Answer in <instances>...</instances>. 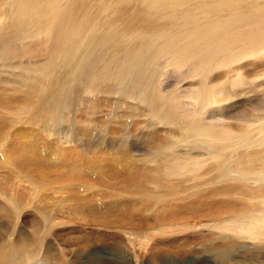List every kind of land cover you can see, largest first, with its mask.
Wrapping results in <instances>:
<instances>
[{"label":"rangeland","instance_id":"374dc122","mask_svg":"<svg viewBox=\"0 0 264 264\" xmlns=\"http://www.w3.org/2000/svg\"><path fill=\"white\" fill-rule=\"evenodd\" d=\"M168 1L147 0L150 4L145 9L153 17ZM11 2L0 0V22L7 24L6 29H0V83H4L0 85V192L10 198L12 188L24 189L14 198L20 212L17 229L11 231V241L5 240V248H0V253L7 255L6 264H130L121 259L125 255L137 259L138 264H254L252 259L264 251L258 250V242L235 231L240 222L260 209L258 198L264 197V184L253 180L264 172V146L252 147L240 140L250 132L258 133L262 123L264 55H249L233 64L232 70H238L245 80L243 86L232 88L231 99L203 111L208 113V124L213 114L223 118L224 131L237 145L232 149L223 145L215 151L191 150L185 147L184 136L193 135L195 125L174 118H187L190 113L194 121L195 114L179 106L170 111L166 105L196 91L201 77H192L187 67L181 73L164 74L155 84L156 70L138 71L145 66L141 58L153 60L161 51L156 46L141 56L145 40H139V32L155 35L166 28L164 22L154 20L147 25L143 14L139 19L143 8L124 5V10H130L121 15L113 10L105 12L102 7L88 10L87 4L80 14L82 24L77 22L69 32L75 39L68 35L65 47L46 48L21 40L22 26L8 22ZM182 9L174 16L183 18ZM136 12L142 30L137 26L119 32L135 35L138 50L123 59L128 60V69L116 77L112 70L115 48L110 49L111 54L94 52L91 56L90 37L81 46L79 38L89 33L93 17L97 20L110 13L107 23L124 26L129 22L127 15L137 16ZM66 49L67 60L49 69ZM133 57L138 59L133 61ZM166 58L159 54L157 70L165 67L161 62ZM228 72L226 67L215 68L206 79L207 86L224 93V86L238 78H230ZM257 86L258 91L252 92ZM179 156L189 158L183 165L185 174H172ZM242 175L248 179H241ZM36 186L40 192L34 194ZM60 204L66 211L60 210ZM74 205H81L79 212L73 213ZM7 213L11 219H6ZM14 213L0 196V228L15 220ZM0 239H4L1 231Z\"/></svg>","mask_w":264,"mask_h":264},{"label":"bare ground","instance_id":"6f19581e","mask_svg":"<svg viewBox=\"0 0 264 264\" xmlns=\"http://www.w3.org/2000/svg\"><path fill=\"white\" fill-rule=\"evenodd\" d=\"M115 1L116 0H100V3H98V1H96V0H12V2L10 3V5L12 7L10 10H12V11H11V15H10V21H8V22H11V23L14 22V24H16L15 25L16 27H17V25L22 26V28H19L21 40H23V41L28 40V41L36 42L37 45L46 46V48L48 47V45H52V47L57 48L59 46L65 47L67 45V41H68L67 37L69 35V32L71 31V29L76 27L77 22H80L82 24V19H81L82 16L80 14H81V12H83L82 10H84V8L87 4L89 6L88 10H92L94 8H97V7H102L105 12H110L113 10L116 13H121V15L124 13V11H126V10H124V5H125V7H126V5L132 6L133 8H135L134 10H136V8L137 9L143 8L144 11H140V17H141V14H143V22H145L148 25L149 21H151V22L154 20L161 21V22H164V26H166V28L159 33L156 32L157 34L151 35V36H148V35L146 36L142 32H139L140 33L139 40H140V38L145 40V43L142 42L144 44L143 45L144 47L142 48L143 51H142L141 56L142 55L145 56V54L150 53V50H152L154 47L159 46L161 49L160 53L162 52L163 55H167V58L161 62L162 66H165V67L163 69L161 68V69L157 70V68H158L157 64H159L158 62H159V54L160 53L157 56H155V58L153 60L147 59L146 57L141 58V56H140L138 58H141L142 62L143 61L145 62V66H142V67L140 66L141 68H138V71L139 72L144 71V73L145 72L148 73L152 70H156L157 78L154 81L155 84H157V81H159V79L164 74H168L169 72L181 73V70L184 68L187 69V67L190 69V71L189 70L188 71L192 77H198L199 76L202 79L201 83H200V87L197 88L196 91H191L183 97L178 96L174 100H172L169 104L166 105L167 109L170 111H172L174 109H178V106H179V108H181V107L185 108V110L188 111V113L192 110L193 113L195 114L194 121H192V117H194V115H191L190 113H189V117L187 116V118L184 116H183L184 117L183 119L180 116H175V118H174L176 121L188 120V124L190 122L192 125H195V127H194L195 133L193 135L191 133H189V135L186 134L184 136L186 139L185 140V147L188 149H191V147L192 148L200 147L203 149H209V150L211 149V150L215 151L219 147H223V145L228 147V149L229 148L232 149V147H234V145H237L238 142L237 143H234V142L231 143L232 140H234V139L228 133V131H224L225 127L223 126L224 125L223 124L224 120H222L223 118H218L219 115H218V117H216L213 114L211 117H209L211 120L209 121V124H208L206 122L208 119H206L207 117H205V114H208V113L205 112V114H203V111L209 105H214V104L218 105V103H220L222 101H225V100L227 101L228 99H231V97L233 96L231 94L232 88H234L235 86H240L243 84V82H245V80L242 78V74L238 70H234V69L232 70L231 66L233 64H235L236 62H239L241 59H243L249 55H251L252 57L264 55V0H169L167 3H165L163 10L159 14H155L153 17L150 15L151 11L149 12V11H146V9H145L150 4V2H147V0H118L117 2H115ZM114 2H115V4H114ZM116 3H118V4L116 5ZM0 7H1V3H0ZM180 7H183V9L180 13L183 18H178V17L174 16L175 11ZM128 9H127V11H128ZM134 14L137 15V12ZM132 15H133V13H132ZM132 15H130V14L127 15L128 17L126 19L129 22L126 23L124 26H116V25H114V23H112V21L107 23V18L111 16L110 13L103 15L101 18H99L97 20H96V18L94 19V17H93L92 18L93 24L89 26V28H90L89 33H87V35H85V36L80 35V38H79L78 45L81 46L82 44H84V41H86V38L90 37L88 45L90 46L89 50L91 51V53H93L91 56L94 55V52H97L100 54H102V53L111 54L110 49H112L113 47L115 48L116 53L114 54L115 56H113L114 59L112 61L113 62L112 70L116 73V75H114L116 77H118V74L120 72L128 69V67H127L128 60L123 61V59L128 54H131L133 52L136 53L135 50H138V47H137L138 40H137V42L135 41L136 40V38L134 37L135 35L132 37V35L129 34L130 32L120 33L119 31L123 30V28H124V30L128 31V29L131 30L133 27H137V26L140 27V29L142 30V28L144 27V26H140L141 23L137 24L138 15L137 16H132ZM12 17H13V20H12ZM139 19H142V17ZM86 20H87V18L84 19V22H86ZM6 25H5V23L0 22V29H3ZM8 25H9V23H8ZM12 25L13 24H11L10 26H12ZM108 25H109V28L106 29V27ZM127 26H129V28H127ZM5 29H6V27H5ZM8 29L10 30V28H8ZM16 30H18V29H16ZM12 31H14V29H12ZM127 34L130 36H127ZM69 37H73V36L70 34ZM13 38H15V37H13ZM131 38H133V39L135 38V39L130 40ZM71 39H75V37H73ZM121 40H122V42H121ZM127 40L132 41L131 43H133V45H131V43L126 42ZM156 42H157V44H156ZM158 42L160 44H162V46H160L158 44ZM122 50H124V51L118 52V51H122ZM16 52L18 53V51H16ZM51 55H56V54H51ZM67 55H68L67 49L65 51H61L58 58L56 60H54L53 63H51V65L49 66V69H53V68L55 69V67L58 66L60 63H63L64 61H66ZM117 55H119V59H116ZM138 58L133 57V61L138 59ZM148 60H149V64L146 63V61H148ZM139 62H140V60H139ZM216 66H218L219 68L220 67H226L227 69H229L228 75H230L229 76L230 78H232V77L237 78L238 77L236 80H234L232 78L233 82L229 84V87H226L227 85L224 86V93L222 90L220 91L219 89L218 90L213 89L212 86H210V88H212V89H210L207 86L208 84H206V79L209 76L210 72L212 70H214L215 68H218ZM262 66H264V64ZM49 69H48V71H49ZM241 72H243V71H241ZM234 73H236V74H234ZM135 76L136 75H134V77ZM144 76H147V75H143V77ZM258 77L260 79L261 76H258ZM262 77H261V79H262ZM123 78H124V76H121L120 80H122ZM133 78H131L130 81ZM222 78H223V76H222ZM244 78H246V77H244ZM256 78H257V76H256ZM229 80L230 79H228L227 81H229ZM252 80H255V78ZM194 81H196V80H194ZM262 81H264V80H262ZM136 82H134L133 84H135ZM159 83H160V81H159ZM252 83H258V82L252 81ZM3 84L0 83V85H2V86H3ZM20 84H22V83H20ZM23 84H24V82H23ZM102 84H103V82H102ZM161 84H163V83H161ZM216 84H218V83H216ZM261 84L260 85L258 84V86H261ZM43 86H44V84H43ZM258 86L253 87L252 92H257L258 91L257 89L259 88ZM14 88H15V86H14ZM39 88H40V86H39ZM254 88H255V90H254ZM262 88H264V86ZM48 89H46V90L49 91ZM242 89H244V88H242ZM243 92H244V90H243ZM263 93H264V91H263ZM110 94H112V92ZM190 94L192 95L191 97H190ZM259 94H261V92L258 93L257 95H259ZM182 98L184 99V102L178 101V99H182ZM166 99H168V98H166ZM252 99L253 98H251L250 100L253 102ZM180 102H181L182 106L179 105ZM254 102H255V100H254ZM154 103L155 102L153 101V104ZM158 107L163 108L161 106V104L158 105ZM261 108L264 109V107H261ZM197 109H199V111H197ZM18 112L20 113V111H18ZM263 114L261 116L262 123L259 125V129L256 128V129H258V133L256 131L250 132L249 134H251V135H249L247 137L249 140L246 137H244V138L242 137L243 139L240 138L241 142L250 143L252 147L253 146H255V147L256 146H258V147L264 146V115ZM2 115L4 116V114H2ZM184 115H185V113H184ZM12 116H14V115H12ZM203 116L205 118L204 122L201 120V119H203ZM162 120L164 121V119H162ZM234 120H236V119H234ZM227 121H229V120H227ZM230 121H231V119H230ZM164 122H166V120ZM186 122H185V124H186ZM255 122H257V121H255ZM160 123H158V124L160 125ZM175 123H177V122H175ZM161 124H163V123H161ZM169 127H170V125H169ZM187 128H189V127H187ZM230 130H231V128H230ZM233 131H234V129H233ZM182 134H180V136ZM234 135H235V133H234ZM176 141H178V140H176ZM173 144H174V142H173ZM250 144H248V145H250ZM123 146L125 147V145H123ZM127 148H129V147H127ZM104 149H105V147H104ZM244 150H245V148H244ZM261 154H262V151H261ZM174 156H175V154H174ZM183 156H185V153ZM183 156H179V158L175 159V162H177V163H175L176 169L175 170L172 169V171H173V172H171L172 174L180 173L182 171L185 174V171H184L185 166H183V165L186 163L185 161L189 160V158L185 157V158L181 159ZM210 158L211 157H209L208 159H210ZM225 160H227V159H225ZM175 165H173V166H175ZM181 166H182V168H181ZM177 169L178 170L181 169V170L178 171ZM246 172H248V171H246ZM257 172H258V170H257ZM242 173H243V171H242ZM128 174L132 175V173H128ZM180 174H182V173H180ZM168 176H170V175H168ZM162 177H163V175H162ZM236 179H238V178H236ZM241 179L247 180L248 175H242ZM253 180H255V183L257 185H263L264 184V172H261L259 174L257 173V175L255 176V178ZM23 181H24V179H23ZM249 184H250V182H249ZM246 185H248V184H246ZM23 189L24 188H21V187L12 188V190L10 192V198L6 197L4 194H2L0 192L1 198L5 199L7 201V203L10 205V207L15 211V213H14L15 214V218H14L15 220L13 222H12V220H9L10 221L9 226H7V227L2 226L0 228V231L4 234V239H0V248H5V246H6L5 240L7 239V241H8L13 236L11 234V231L12 230L16 231V229H17V225H18L17 221L20 218V212H19V208L17 206V201L14 198L17 197V195H19V193H20L19 191H22ZM247 189H250V188H247ZM255 189L256 188H254V191H256ZM257 189H258V186H257ZM263 190H264V186L262 188V191ZM32 191L34 194H36V193L40 192V189L36 186ZM249 191L252 192V190H249ZM245 195H247V194H245ZM20 198H23V197H20ZM255 199L256 198H253L252 200H255ZM31 203H32V201H31ZM246 203H247V200H246ZM258 204H259L258 206L260 207V209L255 211V213H252L254 216L252 215V217H249L248 219L240 222V224L238 226L236 225L237 231H235V232H236V234H238V236H243V237H245V239L248 238V239H250L256 243L258 242L259 243V246H257L258 250L264 251V197L258 198ZM80 206L73 207L72 208V211H74L73 213H75V211L79 212ZM249 206H250V204H249ZM261 207H262V209H261ZM60 208H61L60 210L62 212L66 211L64 209V206H62L61 204H60ZM83 212H84V210H83ZM8 216L9 215L7 213L6 219L12 218L11 216H9V217ZM224 229H227V228H224ZM239 240H241V239H239ZM10 241H11V239H10ZM254 246H256V245H254ZM245 248H246V246H245ZM224 250H226V249H224ZM247 250H249V249H247ZM255 250H253V251H255ZM10 254H9V256H10ZM229 254H230V251H229ZM5 255H6V253L5 254L0 253V264H6L8 262V261H6L7 255L6 256ZM107 255H111V253L110 254L108 253ZM221 256H223V255H221ZM251 256H253V255H251ZM252 258H254V257H252ZM121 259H123L124 261L127 260L130 264H138V262L136 261L137 259L134 260L130 257H126V255L123 256ZM252 260H253L254 264L255 263L264 264V253L262 255H260L259 257L252 259ZM225 262H226V260H225ZM247 263H245V264H247Z\"/></svg>","mask_w":264,"mask_h":264}]
</instances>
